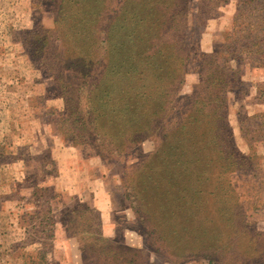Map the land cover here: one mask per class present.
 I'll list each match as a JSON object with an SVG mask.
<instances>
[{"label":"rangeland","instance_id":"rangeland-1","mask_svg":"<svg viewBox=\"0 0 264 264\" xmlns=\"http://www.w3.org/2000/svg\"><path fill=\"white\" fill-rule=\"evenodd\" d=\"M125 1L0 0V264H264V69L235 59L225 64L240 66L249 84L226 93L227 120L248 159L245 168L226 169L202 124L186 125L187 132L176 121L207 92L212 66H201L203 57L229 54L223 45L238 0L200 19L198 1L190 0L185 24L174 21L163 39L184 47L180 86L152 67L145 41L128 27L140 0ZM71 64L76 72H61ZM101 75L102 84L93 87ZM55 76L73 85L58 87ZM96 102L111 110L105 119L112 122L110 137L99 130L100 137L84 141L75 118L88 117ZM115 115H126L130 125L117 126ZM119 143L131 147L99 155L97 146ZM163 143L157 205L154 195L140 192L142 183L131 189L135 182L125 168L153 162ZM228 179L236 205L228 202Z\"/></svg>","mask_w":264,"mask_h":264},{"label":"trees","instance_id":"trees-1","mask_svg":"<svg viewBox=\"0 0 264 264\" xmlns=\"http://www.w3.org/2000/svg\"><path fill=\"white\" fill-rule=\"evenodd\" d=\"M130 1L127 6L130 4ZM189 1L190 0H140L138 2H133L135 3V10H138V12L136 13L135 22L128 26L131 30H133V33L137 37V41H145L144 45L147 47L146 50L150 51L152 54L150 57L153 59L151 65L155 71L162 76V79H177L176 85L178 86L182 85L184 82V66L187 58L183 55L184 47L182 45V48L176 47L179 44L178 40L176 41L178 44L173 47L170 40H164L163 38L167 37V33L170 32L169 30L175 27L174 21L178 22L179 25L185 24V20H183V18L186 14L183 9L186 8ZM197 1L198 11L196 15L197 18L200 19L201 17L209 15L216 16V14H218V9L227 4L230 0ZM125 2H127V0ZM254 10L257 11V13H255ZM126 11H128V9H126ZM180 12L184 14L180 16ZM134 25H137L139 28ZM125 43L123 42V44ZM223 46H225V51L229 53L226 58L220 59L217 51L203 57L201 66L211 64L212 68L209 72L210 78L207 81L208 85L206 88V94L202 96L200 95L199 97L197 96L198 98L195 101L200 106H195L193 104V109L189 106L188 109H191L192 112L187 114L186 112L188 110H181L178 120L176 121L182 124V129L186 125H188L191 129L192 126L196 128L200 127L201 124L204 132L206 129H209L211 131V135L209 133L208 141H206L208 146L212 150L213 148L211 147V144L216 142L218 146L215 149V155H217L216 158L226 162V169H229L230 172H234L245 168L244 163L248 159L238 149L236 143L232 139L231 127L229 126L227 120L228 108L226 93L227 91H235L239 88L243 89L244 87L242 86L249 85L241 79L242 69L240 66L242 64L247 65L249 63L251 68L264 69V0H238L237 12L233 19V31L227 33V43ZM91 49L92 48L90 46V50ZM107 49L109 50V48ZM90 52L89 54L92 56L93 54ZM243 54L244 56H242ZM158 55H161V57H159L158 60H154L157 59L156 57ZM207 59H211V63H207ZM230 59L237 60L240 66L235 69L226 66V62ZM109 62L110 60L108 61L107 66ZM156 63H161L158 69H156ZM92 65V62L86 63L85 68L90 70ZM64 69H66L69 73L71 71L76 72L78 70L76 65L72 64L69 66H63V70L61 72H63ZM204 70L205 68L199 72L201 78L204 77ZM58 80H60V78L58 79V77L55 76L56 84L58 87L64 85L63 89H68L73 85L71 81L63 80L58 82ZM92 80L94 81V79ZM98 84H102V75L100 78H96L93 87L95 85L98 87ZM259 86V97H263L264 99V82ZM149 88L151 89V86H149ZM92 90L93 89H90L89 92L91 93ZM162 96L166 97V93ZM100 98L101 96H99V99ZM261 102H264V100H261ZM110 111L103 108L98 102L94 103L88 110V114L90 113L88 117H82L83 119L81 122H78L80 118H75V121H77V125L79 126L76 132L77 135L86 141L93 133H95L97 137H100L98 131L103 130L104 134L101 136L107 137L106 139H108L110 137L108 132L111 129L110 124L112 122H108L105 119L111 114ZM116 121L117 126L125 128L130 125L129 119L126 115L117 116V118L114 119V122ZM190 129L186 128L185 131L188 132ZM218 130L221 131L222 134H218ZM97 140H99V138H96L94 141L96 145ZM162 145H164V143L159 144L155 153L153 152V162L150 161L148 163L142 159L141 161L129 164L128 168H125L130 171V178L135 182L131 185V189L135 190L137 187L136 185L138 183H142L140 192L147 194L149 198L154 195V197L151 198L154 199L157 205L159 203L160 195L157 193V190L159 189V171L156 170V164L161 159L158 158V152ZM129 147H131V145L126 143H119L115 145L111 144V146H109V144H105V146L101 145V147L97 146L99 149V155L102 157H108L113 153L122 154ZM165 167L167 168L165 173L168 183L170 186L176 185L177 182L174 178L173 170L168 167L166 163ZM224 187L226 192L231 194L229 195L228 202L235 205L240 203L239 197L235 196V194H237L236 187L231 181H229V179L226 180ZM175 194L179 197L178 193ZM163 204L164 203L160 205L165 207ZM235 208L238 207L236 206ZM220 210L224 211V208H221ZM149 213L152 212H146V214ZM152 214L155 216V213ZM224 216L227 215L225 214ZM225 220L234 221L236 218H225ZM218 233L219 232L216 231L214 237H217L219 235Z\"/></svg>","mask_w":264,"mask_h":264}]
</instances>
